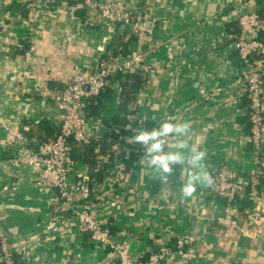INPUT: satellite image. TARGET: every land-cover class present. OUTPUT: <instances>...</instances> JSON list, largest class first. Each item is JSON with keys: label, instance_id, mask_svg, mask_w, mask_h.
Listing matches in <instances>:
<instances>
[{"label": "crops", "instance_id": "obj_1", "mask_svg": "<svg viewBox=\"0 0 264 264\" xmlns=\"http://www.w3.org/2000/svg\"><path fill=\"white\" fill-rule=\"evenodd\" d=\"M31 1L0 0V228L18 264H120L114 251L92 241L70 209H61L55 188L35 168L13 167L6 160L13 153L9 139L14 129L30 144L56 133L61 112L50 96L70 80L75 64L94 68L109 48L118 46V33L126 42L123 50L130 51L134 34L109 20H94L95 12L81 0L27 5ZM124 2L133 14L156 18L142 43L146 53L140 63L153 70L144 71L135 113L111 122L121 114L118 82L112 77L111 92L86 119L85 139L111 144L94 148L103 166L102 172H93L99 182L89 194L77 193L75 201L90 207L112 239L127 240L139 264H145L150 251L173 250L175 239L187 233L194 236L185 244L194 248L193 256L186 260L171 253L161 264H264V233L253 237L221 227L214 218L225 199L209 188L198 186L192 197L183 198L187 173L182 165L175 166L168 184L153 179L141 160L142 147L128 142L134 132L127 128L188 123V142L206 150L212 177L221 164L243 178L253 172L244 71L233 42L241 12L256 10L264 21V0L246 5L240 0ZM258 59L264 77V49ZM81 150L71 152L70 178L88 171ZM261 153L264 160V141ZM241 226L251 231L247 219Z\"/></svg>", "mask_w": 264, "mask_h": 264}, {"label": "built area", "instance_id": "obj_2", "mask_svg": "<svg viewBox=\"0 0 264 264\" xmlns=\"http://www.w3.org/2000/svg\"><path fill=\"white\" fill-rule=\"evenodd\" d=\"M55 0H32L27 5L44 4ZM83 5L93 10L94 20L106 19L119 29H128L135 35V46L126 57H113L106 54L92 69L75 64L70 80L50 96L55 107L61 112L57 131L52 138L40 142L35 149L28 146V137L14 129L9 139L13 153L6 160L13 167L29 165L35 168L39 177L56 190L59 204L63 210H71L78 225L88 232L93 242L110 248L120 264H139L130 253L127 240L112 239L108 228L100 222L87 204L75 201V195L89 194L93 184L87 173L70 178L69 160L72 144L86 138V119L83 108L86 100L97 95L118 72L152 68L140 65L145 51L142 43L155 26L156 18L151 15L139 16L130 11L124 0H81ZM249 4L253 0H240ZM238 33L233 46L237 51L244 71L245 91L249 105L248 140L252 144V158L256 169L246 178L234 169L221 164L213 176L210 192L225 199L222 210L216 214L215 221L223 228H236L241 233L257 236L264 233V192L260 188V176L264 169L262 144L264 141V77L258 59L264 49V21L256 10H244L237 17ZM119 196V194H115ZM249 200L242 206L243 199ZM244 215V217H242ZM248 220L251 231L241 226L242 219ZM192 234H183L175 239V248H160L150 251L145 264H161L171 253L188 260L194 248L186 243L192 242ZM0 255L2 264H18L7 235L0 228Z\"/></svg>", "mask_w": 264, "mask_h": 264}, {"label": "clouds", "instance_id": "obj_3", "mask_svg": "<svg viewBox=\"0 0 264 264\" xmlns=\"http://www.w3.org/2000/svg\"><path fill=\"white\" fill-rule=\"evenodd\" d=\"M134 132L128 142L138 144L143 149V160L152 178L165 185L171 182L176 165H182L187 173V179L180 188L182 197H192L197 187H212L214 180L206 163L207 152L199 144L189 143L190 125L188 123H173L165 121L152 130L131 128ZM166 138L174 141L170 148ZM168 151H165V149Z\"/></svg>", "mask_w": 264, "mask_h": 264}, {"label": "trees", "instance_id": "obj_4", "mask_svg": "<svg viewBox=\"0 0 264 264\" xmlns=\"http://www.w3.org/2000/svg\"><path fill=\"white\" fill-rule=\"evenodd\" d=\"M119 36H120V33H118L117 35V38H118L117 41H119L118 46L109 48L106 54H108L109 52L110 55L113 57H124L126 56L125 54L129 53V50L128 51L126 49L123 50L126 47V42L120 41ZM143 77H144V73L140 69L118 72L113 76V78L115 79L114 81L118 82V89H119V95H120L119 106L121 109V114L116 115L114 119L111 120L113 124L115 122L124 121L126 119V116L136 112L137 98H138L140 88H141V85L144 79ZM111 90H112L111 87L108 86V84H106L97 95L91 96L86 100V103L83 108L85 119L96 114L99 106L102 104L103 99L109 95ZM53 136L49 138H52ZM115 136H117V134ZM47 139H44V140H47ZM76 142L77 141L73 142L74 144H72V150L76 147L82 148L79 157H81V159H83L87 163L88 171L86 173L89 176L90 183L93 184L94 186L99 182V178L97 176V173H93V172H102L103 170L102 160L96 157L97 155H96V152H94V148L98 145L100 148L105 150L104 147L108 148L111 142L105 140L104 138L103 139L90 138V139H84V140L78 141L77 143ZM38 144H30L28 141V146L31 149H35ZM108 153H110V150L108 151ZM89 169L91 170V172L89 171ZM248 203H249V200L244 198L242 201V206L247 205ZM242 217H244V215H242Z\"/></svg>", "mask_w": 264, "mask_h": 264}]
</instances>
